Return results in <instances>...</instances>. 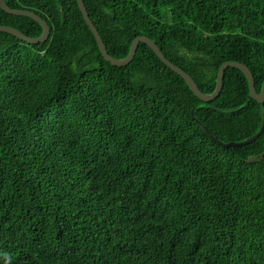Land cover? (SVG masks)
<instances>
[{
    "label": "trees",
    "instance_id": "16d2710c",
    "mask_svg": "<svg viewBox=\"0 0 264 264\" xmlns=\"http://www.w3.org/2000/svg\"><path fill=\"white\" fill-rule=\"evenodd\" d=\"M109 54L139 37L212 94L227 62L264 84V0H84ZM48 23L0 32V264H264V104L225 72L201 101L141 43L107 62L77 0H6ZM30 38L36 21L0 8Z\"/></svg>",
    "mask_w": 264,
    "mask_h": 264
},
{
    "label": "water",
    "instance_id": "95a60500",
    "mask_svg": "<svg viewBox=\"0 0 264 264\" xmlns=\"http://www.w3.org/2000/svg\"><path fill=\"white\" fill-rule=\"evenodd\" d=\"M77 2L79 5V8H80V11L83 14V17L85 19V22L89 26L91 32L93 33V35L97 41V44H98V47L100 49L101 54L103 55L104 59L107 62H109L110 64H112L113 66L126 67L129 64H131L136 57V54H137V51H138L140 44L144 43V44L148 45L151 48V50H153V52L160 58V60L168 68H170L176 74L180 75L185 80V82L187 83L189 88L192 90V92L201 101H203L205 103H212L215 100H217L220 97L222 90H223V87H224L225 72L229 68H235V69L240 70L246 76L248 83H249L251 98L253 100L257 101L261 105L264 104V84H263L261 93H258L257 89H256L255 79H254L252 72L250 71V69L246 65H244L242 63L227 62V63L223 64L221 66L219 72H218V75H217V86H216L215 91L212 94H205L199 89L198 85L196 84V82L193 80V78L189 74H187L184 70H182L181 68H179L176 65H174L173 63H171L166 58V56L162 53V51L157 46V44L153 40H151L147 37H139L133 42L130 54L128 55L127 58L120 59V60L113 58L109 54L98 29L93 24V22L90 18V15L88 13V10L85 6L84 0H77ZM0 8L10 15L28 17V18L38 22L43 27V34L38 38H30V37H27L26 35H24L23 33H21L20 31H18L17 29L10 28V27H2V26L0 27V32H4V33L10 34V35H13V36L17 37L18 39H20V40H22L28 44H31V45L43 44L49 40V38L51 36L50 26L48 25V23L46 21H44L40 16H38L34 12L24 11V10H13L6 4V0H0ZM192 116H193V119L197 122V124L203 128L204 132L206 133V135L209 138H211L213 141H215L218 145L225 147V148H236V147H242V146L250 145V144L254 143L255 141H257L262 136V134L264 132V120H263V124H262L260 131L256 135H254L253 137L245 140L244 142H240V143L231 142V143L225 144L224 142L217 139L204 126V124L200 120L195 118L194 112H192ZM262 157L264 159V155Z\"/></svg>",
    "mask_w": 264,
    "mask_h": 264
}]
</instances>
